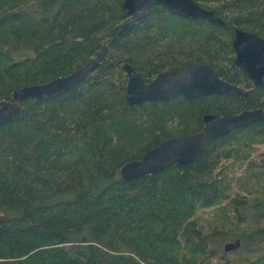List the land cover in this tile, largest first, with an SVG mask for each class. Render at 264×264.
Instances as JSON below:
<instances>
[{
    "label": "trees",
    "instance_id": "16d2710c",
    "mask_svg": "<svg viewBox=\"0 0 264 264\" xmlns=\"http://www.w3.org/2000/svg\"><path fill=\"white\" fill-rule=\"evenodd\" d=\"M193 1L222 22L157 5L119 33L123 0H0V102L106 44L84 80L21 100L0 124V264H264V86L233 64L231 44L236 28L264 38V0ZM187 62L250 89L247 99L126 102L125 63L148 82ZM252 108L261 118L209 140L194 161L121 178L125 162L201 130L205 114ZM235 239L242 249L225 257Z\"/></svg>",
    "mask_w": 264,
    "mask_h": 264
},
{
    "label": "water",
    "instance_id": "95a60500",
    "mask_svg": "<svg viewBox=\"0 0 264 264\" xmlns=\"http://www.w3.org/2000/svg\"><path fill=\"white\" fill-rule=\"evenodd\" d=\"M157 5L164 6L180 16L202 18L214 23L222 22L212 9L205 8L193 0H123L122 9L127 15V20L119 28V33L145 17ZM231 44L234 51L233 64L246 74L253 87L264 86V38L252 31L236 28ZM105 48L106 44H103L93 57L69 74L46 83L26 85L14 90L12 100L0 102V124L21 111V100L53 95L84 80L100 61ZM123 70L127 75L125 100L129 105L150 100H167L175 96L191 98L198 95L236 94L245 101L250 91L224 80L205 63L187 62L179 69L157 73L148 82H145L128 63L123 65ZM262 114V108L243 109L238 113L225 115L207 113L203 116L201 130L168 137L158 145L148 148L140 159L125 162L120 167V176L124 180H131L155 173L172 163L192 162L209 140L226 136L233 130L258 120ZM239 245V239L228 241L223 244V250H234Z\"/></svg>",
    "mask_w": 264,
    "mask_h": 264
},
{
    "label": "rangeland",
    "instance_id": "374dc122",
    "mask_svg": "<svg viewBox=\"0 0 264 264\" xmlns=\"http://www.w3.org/2000/svg\"><path fill=\"white\" fill-rule=\"evenodd\" d=\"M206 8V7H205ZM242 87V86H241ZM200 213V212H199ZM201 214V213H200ZM204 216H205V213H204ZM242 248H238L237 250H230V251H225V257H232L234 255V253H236L238 250H241ZM224 252V251H223ZM224 258V257H222ZM221 257L220 258H213L211 261H209V259H207L208 261L207 262H210V264H215V261H217L216 259H222ZM223 261V260H222ZM221 261L220 264H222L223 262ZM206 264V262L204 263Z\"/></svg>",
    "mask_w": 264,
    "mask_h": 264
}]
</instances>
